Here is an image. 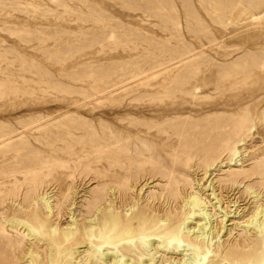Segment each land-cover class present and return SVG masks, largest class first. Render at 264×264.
Returning a JSON list of instances; mask_svg holds the SVG:
<instances>
[{
	"label": "rangeland",
	"instance_id": "obj_1",
	"mask_svg": "<svg viewBox=\"0 0 264 264\" xmlns=\"http://www.w3.org/2000/svg\"><path fill=\"white\" fill-rule=\"evenodd\" d=\"M213 2L223 5L222 13L210 8ZM245 55L264 57V0H0V128L14 131L0 138V149L28 137L25 140L27 149L36 150L37 156L42 157L44 154L37 151L45 152L47 148L35 138L46 130L50 134L51 126L59 120L56 118L65 112V106L72 101L78 100L88 105L69 109L65 116L67 119L96 123L105 117L115 118L119 116V102L133 103L135 97L124 93L133 87L164 85L176 77H186L188 70L205 64L217 70L219 66L231 65ZM121 68L127 71L119 79L113 76L105 79V84L97 89L91 87L95 82L100 84L93 77V72L118 71ZM254 71L264 78V69L254 68ZM261 86L259 83L248 84L240 92H226L223 97L199 95L194 105L184 104L195 107L193 110L212 104H219V107L225 105L228 109L218 110L216 114L225 117L234 115L235 119L247 106L250 120L248 133L236 145L232 157L227 156L215 163L206 176L205 187L210 183L214 189L224 187L229 174L249 171L260 162L264 165V94L255 100L250 96ZM239 104L242 106L237 107ZM147 109V105L141 106L135 114L144 117L149 114ZM211 114L214 113L207 115ZM207 115L203 114L200 118ZM136 118V121H142ZM29 122L34 123L23 127ZM101 170H98V174ZM97 176L90 174L87 179L75 174L69 183L72 188L70 201L57 219L54 216L57 214L55 204L60 200L57 188L46 184L39 190L33 205L38 216L47 219L50 231L55 228L60 232L62 228L66 229L72 224V227L78 226L82 221L96 227V218L88 211L94 206L92 199L103 187L94 180ZM140 181L131 186L126 202L123 200L115 212L130 217L139 210H145L147 205L160 203V225L167 224L163 213L175 206L178 210L174 211L175 214L173 212L172 219L177 216L179 220L186 219L191 210H195V213L206 212L208 220H201L200 216L188 217L178 231L182 237L185 235L184 238L206 244L211 252L206 258L208 261L218 249L225 251L240 242H255L264 233L246 224L258 207H264V184H259L264 183V175L262 182L258 177L244 181L240 178L234 185L235 190L231 194H224L226 198L230 197L226 202L240 196L237 204L239 211L237 214L231 212L228 216L224 214V206L212 199V195L205 196L211 192L204 186L205 189L197 186L194 189L202 199L210 200V204L191 205L187 198L182 199L183 196L176 201L165 198L167 179L160 175ZM106 192L108 197L119 200L117 190L114 196L110 190L106 189ZM189 193L186 190L184 195ZM20 203L21 199L12 201L11 208L17 210ZM47 205L52 212L46 208ZM42 212L44 216H41ZM9 214L14 215V212ZM0 223L12 237H15V232L25 230L21 224L16 227L5 220H0ZM199 224H203L202 230H198ZM29 237L23 247L25 254L21 253L20 261L16 263L33 264L37 258L42 264L45 263L49 254L47 246L39 242L40 245L36 236ZM151 245L141 260L135 258L133 263H128L177 264L194 257L192 248L185 244L173 252L163 239L156 238ZM88 248V243L78 245L75 249L78 254L74 255L72 264H85ZM206 259L202 264L207 263Z\"/></svg>",
	"mask_w": 264,
	"mask_h": 264
},
{
	"label": "bare ground",
	"instance_id": "obj_2",
	"mask_svg": "<svg viewBox=\"0 0 264 264\" xmlns=\"http://www.w3.org/2000/svg\"><path fill=\"white\" fill-rule=\"evenodd\" d=\"M210 8L221 13L224 10L219 2H213ZM254 68L264 69V57L254 58L245 55L231 65L219 66L217 70L210 69L207 64L195 70L190 69L186 77L175 76L173 81L164 85H138L124 92L135 98L133 103H118L117 115L119 116L114 115L115 118L110 119L105 117L96 123L65 117L69 109H80L88 105L74 100L66 105L65 112L56 118L59 120L51 126L50 134L46 133V130L35 138L39 144L47 148L45 152L37 151L44 154L42 157L37 156L36 150L27 149L28 143L25 140L28 137L17 144L3 146L0 149V220H5L11 226L15 224L16 227L21 224L25 230L20 233L15 232V237H12L6 233L0 223L1 264H17L21 253L25 254L23 247L29 236H36L38 243L41 242L47 246L49 254L43 264H72L74 255L78 252L75 249L84 243L89 244L85 264H130L128 262L133 263L135 258V260H141L143 254L153 246L151 244L156 238L163 239L172 252L184 244L192 248L194 257L188 262L181 261L177 264H202L211 253L206 244L202 241H191L193 239L184 238L185 235L182 237L178 228L188 220V217L192 219L194 216H200L199 219L208 220L206 212L195 213V210L190 209L186 219L179 220V216L172 219L173 212L178 210L175 206L167 209L165 214L163 213L165 216L163 219L167 221V224L160 225L158 217L162 211L160 203L147 205L148 208L144 207L145 210H139L129 215L130 217L121 216L115 211L121 206L118 205L125 201L132 185L143 178H154L158 175L167 179L165 198L176 201L183 196L182 199L187 198L191 205L192 203L210 204V200L207 202L206 199H202L194 188L195 186L204 188L206 176L215 163L227 156L229 158L231 153L234 155L236 145L243 141V137L250 129L247 106L242 108L235 119L234 115L225 117L216 114L218 110L228 109L225 105L219 107V104H212L193 110L195 107L192 109L184 104L194 105L199 95L223 97L226 92H240L244 86L253 83L263 85L256 93L250 94L254 97L253 100L257 99L259 95L264 94V78L257 75ZM126 71L121 68L118 71L93 72V77L98 79L97 82L100 84L95 82L91 87L94 86V89H97L105 84L103 83L105 79L113 76L119 79L122 74H126ZM144 105H147L149 114L144 117L136 115V109ZM240 106L242 105H237V107ZM212 112L214 114L207 115ZM203 114L207 116L200 118ZM136 117L141 118L142 121H136ZM32 123L34 122L23 124V127ZM13 132L0 128V138ZM100 169L103 172L98 174ZM75 174L85 178L90 174H96L98 176L94 180L103 185L97 191V196L92 199L94 206L88 211L93 218H96L94 219L96 227L93 228L91 223L86 225L81 220L82 223L78 226L72 227L74 226L72 224L71 227L62 228L60 232H57L55 228L50 231L51 226H47V219H41L35 212L33 204L37 194L46 184L57 188L60 200L58 199L55 204L57 214L54 216L56 219L59 218L70 201L68 199L72 188L69 183ZM191 174H194L192 179H190ZM263 175L264 165L260 162L249 171H235L229 174L224 187L220 185V188L214 189L210 183L205 188L211 193L205 196L212 195V199L221 203L224 206L225 216L231 212L237 214L240 196L239 199L233 198L226 202L230 197L226 198L224 194L233 192L234 185L236 186L240 178L244 181L251 177H258L262 182ZM259 184L263 186L264 183ZM106 189L112 192V196L117 190L120 194L119 200L116 197L114 199L108 197ZM186 190L190 192L189 195H184ZM17 199H21V203L19 208L14 210L11 208V202ZM46 208L52 212L49 205ZM232 208L234 209L231 210ZM262 208L264 207H258L246 223L252 227L251 229L256 228V231L259 230L260 233L264 232V209ZM10 212H14V215L9 214ZM260 215L262 216L259 217ZM41 216H44L43 212ZM198 228L202 230L203 224H199ZM218 250L211 255L210 261L206 259V264H264V233L255 242L242 244L240 242L225 251ZM200 260L202 262H199ZM33 264L42 263L37 258Z\"/></svg>",
	"mask_w": 264,
	"mask_h": 264
}]
</instances>
